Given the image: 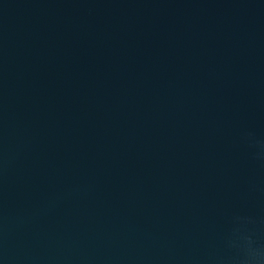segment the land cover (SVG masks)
Segmentation results:
<instances>
[{
	"label": "water",
	"instance_id": "obj_1",
	"mask_svg": "<svg viewBox=\"0 0 264 264\" xmlns=\"http://www.w3.org/2000/svg\"><path fill=\"white\" fill-rule=\"evenodd\" d=\"M0 264H264V0H0Z\"/></svg>",
	"mask_w": 264,
	"mask_h": 264
}]
</instances>
